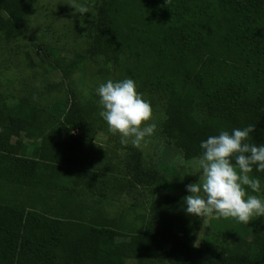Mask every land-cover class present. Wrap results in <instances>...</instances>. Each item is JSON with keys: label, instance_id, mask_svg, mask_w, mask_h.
<instances>
[{"label": "trees", "instance_id": "16d2710c", "mask_svg": "<svg viewBox=\"0 0 264 264\" xmlns=\"http://www.w3.org/2000/svg\"><path fill=\"white\" fill-rule=\"evenodd\" d=\"M37 2L0 0V46L22 37ZM97 2L84 54L49 63L64 79L86 62L106 81L133 79L164 101L160 133L186 161L221 130L254 124L249 142L264 143V0ZM70 92L62 107L0 99V264H264V216L251 241L199 240L204 223L184 210L187 194L141 150L91 172L84 145L107 123L98 94ZM250 175L264 180L255 167ZM138 185L141 207L124 205Z\"/></svg>", "mask_w": 264, "mask_h": 264}, {"label": "rangeland", "instance_id": "374dc122", "mask_svg": "<svg viewBox=\"0 0 264 264\" xmlns=\"http://www.w3.org/2000/svg\"><path fill=\"white\" fill-rule=\"evenodd\" d=\"M70 2L71 0H38L34 10L26 17L27 28L22 37L0 46V99L12 104L34 100L44 107H53L55 104L62 107L57 101L60 94L69 96L70 90H73L81 100L86 101L97 94L96 89L101 83L106 82L105 78L96 73L100 66L94 67L87 62L67 79L49 65L54 59L72 58L77 53L84 54L87 46L85 41L93 33V22L99 5L97 0H76L90 10L89 13L84 14L83 26L81 15L79 13L74 15L75 9L68 5ZM112 80L118 81L114 78ZM143 96L151 102L153 119L150 122H154L157 129L154 135L146 138L147 143L137 149L141 150L145 162L155 168H161L168 174L176 194L190 195L186 186L198 183L200 179V170L196 163L198 159L186 161L165 143L159 128L160 120L164 116L165 103L158 96L150 97L145 94ZM77 133V130L71 132L72 135ZM90 136L92 137L87 138V143L84 145L83 157L86 165L89 161L95 165L88 166L89 169L92 168L91 172L96 171L103 162H110L111 166L117 167L118 170L126 158L127 150L134 147L130 143L121 144L120 135L113 134L105 124L98 126L96 132H90ZM29 150H32V145H29ZM102 173L124 177L123 172L106 170ZM127 178L130 179V176L127 175ZM260 181L259 193H253L247 186L246 191L264 199V180ZM126 192L128 195L123 198L124 205L134 204L136 208L141 207L140 203L144 202V197L140 186L138 185L137 189L130 193L128 190ZM136 211L139 214L138 209ZM111 212L112 216H116L119 212L118 207L113 208ZM262 217L254 216L248 224L240 223L233 218H208L206 225L201 229L199 240L219 235L223 240L239 238L251 241ZM120 239L128 240L126 237ZM156 264H168V262L165 258L159 257Z\"/></svg>", "mask_w": 264, "mask_h": 264}, {"label": "clouds", "instance_id": "9594fccd", "mask_svg": "<svg viewBox=\"0 0 264 264\" xmlns=\"http://www.w3.org/2000/svg\"><path fill=\"white\" fill-rule=\"evenodd\" d=\"M68 5L75 9L74 15H81L83 26V17L89 13V8L76 0ZM96 92L101 108L99 115L113 134L120 135L121 144L130 143L140 148L147 143L146 138L154 135L157 125L150 122L153 119L151 102L138 91L133 79H109L101 83ZM255 131L256 125L249 124L231 132L221 130L201 142L203 151L196 161L200 179L186 186L190 195L183 198L188 215L202 218L204 225L211 217L233 218L248 224L254 216H264V199L246 191V186L253 193L261 191L260 179L249 174L254 167L264 172V143L249 142Z\"/></svg>", "mask_w": 264, "mask_h": 264}, {"label": "crops", "instance_id": "0c3cea01", "mask_svg": "<svg viewBox=\"0 0 264 264\" xmlns=\"http://www.w3.org/2000/svg\"><path fill=\"white\" fill-rule=\"evenodd\" d=\"M87 211V210H86Z\"/></svg>", "mask_w": 264, "mask_h": 264}]
</instances>
